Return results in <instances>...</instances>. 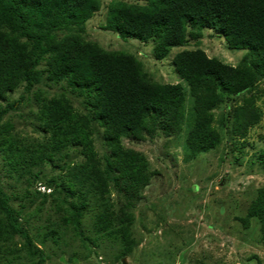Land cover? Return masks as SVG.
I'll return each instance as SVG.
<instances>
[{"label": "rangeland", "instance_id": "374dc122", "mask_svg": "<svg viewBox=\"0 0 264 264\" xmlns=\"http://www.w3.org/2000/svg\"><path fill=\"white\" fill-rule=\"evenodd\" d=\"M111 1L115 0H97L79 38L104 51L132 55L150 81L180 85L183 117L173 122L170 130L120 137L122 148L144 157L150 175L146 184L128 197L116 193L112 182H107L112 216L121 220L107 231L95 230L94 208H86L77 223L71 222L65 206L59 204L63 193L51 184V180L63 178L64 166L84 160L78 147L68 146L65 157H55L52 163L33 167L23 176L8 168L0 152V187L27 236V243L19 235L6 238L7 227L0 228V264H35L39 257L41 264H264L260 219L247 215L258 190L264 197V76L250 91L221 94L220 101L210 108L211 127L218 141L205 151H193L185 138L194 101L187 83L173 69V55L200 49L209 58L235 66L242 58L250 61L249 51L229 48L211 28L187 25L184 43L170 46L158 59L151 39H122L106 26ZM119 1L144 4L142 0ZM68 35L71 33L57 31L53 40ZM49 59L50 53H46L36 67L39 76L29 92L18 82L0 98V106L18 102L1 117L0 126L19 140L40 141L44 131L36 118V96L43 102L62 96L75 114L90 118L93 151L103 159L109 152L104 129L91 118L86 94L64 78L52 76ZM242 105L252 107L258 120L239 132L235 110ZM67 199L72 196L68 194ZM34 248L40 255L30 257L28 251Z\"/></svg>", "mask_w": 264, "mask_h": 264}, {"label": "trees", "instance_id": "16d2710c", "mask_svg": "<svg viewBox=\"0 0 264 264\" xmlns=\"http://www.w3.org/2000/svg\"><path fill=\"white\" fill-rule=\"evenodd\" d=\"M142 1L141 6L111 1L106 26L122 39H151L158 59L170 46L184 43L187 25L211 28L229 48L249 51L250 61L242 58L235 66L209 58L200 49L178 51L172 57L173 69L187 83L194 101L185 143L193 151L212 148L218 135L211 127L210 108L220 101L221 94L250 91L264 76V0ZM96 8L97 0H0V98L18 82H23L25 92H29L39 76L36 67L50 53L51 75L64 78L86 94L93 111L91 118L103 126L108 154L103 159L94 154L90 118L75 114L62 96L45 102L36 96V118L44 131L40 141L19 140L2 124L0 152L8 168L23 176L33 167L52 163L55 157H65L68 146L78 147L84 160L64 166L63 178L51 180V184L63 193L59 204L65 206L71 222L77 223L86 208H94L95 230L107 231L121 221L112 216L107 182H112L116 193L128 197L146 184L150 175L144 157L122 148L120 137L172 129V123L183 117L184 93L178 84L147 79L132 55L104 51L95 43L81 40L83 22ZM57 31L71 35L54 41ZM16 103L0 106V120ZM235 114L239 132L258 120L256 111L246 105L237 107ZM68 194L72 199H67ZM0 214V228L8 229L5 237L19 235L27 243L26 233L1 187ZM247 215L260 219L264 233L261 190ZM118 232L123 235L122 228ZM28 252L30 257L40 255L37 248ZM41 262L39 257L35 264Z\"/></svg>", "mask_w": 264, "mask_h": 264}]
</instances>
